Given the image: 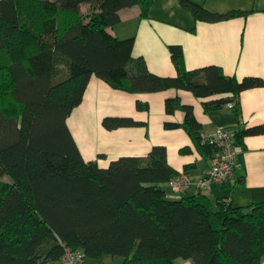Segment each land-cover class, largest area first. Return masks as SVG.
<instances>
[{
    "label": "trees",
    "instance_id": "obj_1",
    "mask_svg": "<svg viewBox=\"0 0 264 264\" xmlns=\"http://www.w3.org/2000/svg\"><path fill=\"white\" fill-rule=\"evenodd\" d=\"M151 1L0 0V264H56L65 248L81 251L82 264H106V255L118 264H260L264 199L234 205L201 190L169 197L167 183L180 171L163 145L101 166L82 157L67 127L91 75L131 92L224 94L204 100L205 110L238 108L241 90L264 85L259 76L238 80L213 64L186 69L175 56L176 75L151 72L132 55V37L106 30L121 8L137 4L144 14ZM183 2L201 20L233 13ZM174 103L166 99L168 112ZM182 107L196 149L212 156L216 144L201 139L200 123ZM101 123L112 129L139 122L105 116ZM231 128L236 146L244 135L264 132L263 124Z\"/></svg>",
    "mask_w": 264,
    "mask_h": 264
},
{
    "label": "crops",
    "instance_id": "obj_2",
    "mask_svg": "<svg viewBox=\"0 0 264 264\" xmlns=\"http://www.w3.org/2000/svg\"><path fill=\"white\" fill-rule=\"evenodd\" d=\"M183 1L152 0L144 14L137 4L121 8L119 21L106 30L118 38L132 37V55L141 56L147 68L159 76L176 75L175 56L186 69L213 64L238 80L249 75L264 79V0H190L210 11L233 12L217 20L197 19ZM223 95L203 98L174 87L131 92L91 75L66 124L82 157L101 166L120 155L145 156L153 145H163L168 163L192 179L185 193H194L200 190L195 181L210 165L211 156L204 157L196 149L183 125L182 105L191 108L206 133L218 126L264 125V85L241 90L238 108L225 104L204 109V100ZM166 99L176 100L171 112L166 110ZM105 116L129 117L139 123L106 129L101 123ZM167 121L177 125L165 126ZM237 151L232 178L223 184L210 183L203 193L234 205L264 199V132L244 135ZM168 192L169 197L181 194ZM111 259L118 264L117 258ZM175 264L194 263L176 258ZM260 264H264V255Z\"/></svg>",
    "mask_w": 264,
    "mask_h": 264
},
{
    "label": "built area",
    "instance_id": "obj_3",
    "mask_svg": "<svg viewBox=\"0 0 264 264\" xmlns=\"http://www.w3.org/2000/svg\"><path fill=\"white\" fill-rule=\"evenodd\" d=\"M230 105V104H229ZM201 139L216 144L217 149L211 156L210 165L195 181V185L206 192L210 183L223 184L232 178L237 163V146L234 143L233 129L218 126L212 133H201ZM192 179L185 171L171 178L167 186L180 194L191 184ZM82 253L79 250L65 248L64 254L56 264H82Z\"/></svg>",
    "mask_w": 264,
    "mask_h": 264
},
{
    "label": "rangeland",
    "instance_id": "obj_4",
    "mask_svg": "<svg viewBox=\"0 0 264 264\" xmlns=\"http://www.w3.org/2000/svg\"><path fill=\"white\" fill-rule=\"evenodd\" d=\"M4 179H7V177H4ZM108 256V259H106V261L104 260V262H106V264H113L114 262L112 261V257H110L109 255H106L105 257ZM113 258H117V257H113ZM108 261V262H107Z\"/></svg>",
    "mask_w": 264,
    "mask_h": 264
}]
</instances>
